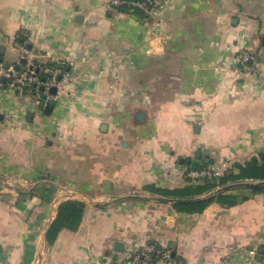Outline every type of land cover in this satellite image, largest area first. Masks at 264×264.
<instances>
[{
	"label": "crops",
	"instance_id": "0c3cea01",
	"mask_svg": "<svg viewBox=\"0 0 264 264\" xmlns=\"http://www.w3.org/2000/svg\"><path fill=\"white\" fill-rule=\"evenodd\" d=\"M108 2L0 0L1 64L22 68L14 41L26 30L35 60L55 57L76 75L46 104L0 83V264H124L153 241L178 264H217L225 252L263 264L262 192L232 189L237 204L192 214L122 197L264 151V0H175L146 25ZM242 47L258 73L236 72ZM75 191L92 201L61 199ZM69 200L86 203L81 225L49 244Z\"/></svg>",
	"mask_w": 264,
	"mask_h": 264
},
{
	"label": "built area",
	"instance_id": "2783aa9c",
	"mask_svg": "<svg viewBox=\"0 0 264 264\" xmlns=\"http://www.w3.org/2000/svg\"><path fill=\"white\" fill-rule=\"evenodd\" d=\"M109 3L114 9L126 7L134 13L141 14L145 24L150 23L149 18L159 17L163 12L154 8V5L160 4L159 0H110ZM21 36L23 38L16 39L14 45L19 51L18 64L22 68L17 69L15 64H10V67L6 68L4 64H0V83L5 78L7 86L17 95H27L40 104L41 102L46 104L51 99L58 100L66 95L76 82L75 72H61L57 67L55 57L49 62L40 60L36 63V57L30 48V33L23 30ZM71 65L73 66V63ZM259 65V59L248 48L242 47L237 57L236 72L256 74L259 72ZM48 71L52 74L48 75ZM41 76H47V78L42 80ZM53 88L57 89L55 94L52 93ZM230 166L229 163H224L223 165L209 164L204 168H190L187 172V179L196 181L220 177L229 170ZM130 253L129 261L124 264H178L168 247L154 241L141 247L131 248ZM248 253L257 256L258 249L252 248L248 250ZM217 264H234L231 252H225Z\"/></svg>",
	"mask_w": 264,
	"mask_h": 264
},
{
	"label": "trees",
	"instance_id": "16d2710c",
	"mask_svg": "<svg viewBox=\"0 0 264 264\" xmlns=\"http://www.w3.org/2000/svg\"><path fill=\"white\" fill-rule=\"evenodd\" d=\"M108 5L113 11L114 10L119 11L123 14L127 13V14L137 15V17L140 18V21L143 22L142 20L143 16L141 14L132 12L129 8L120 7L114 9L112 6H110L109 2ZM143 24L145 23L143 22ZM19 38L21 40L23 37L20 36ZM35 62L39 63L40 60L36 59ZM1 63L2 62L0 60V64ZM44 78L46 79L47 76H41L42 80ZM209 164H213V161L204 164H194L190 168H204ZM243 180L264 182V151H259L255 153L246 162H238V161L234 162L230 166L229 170L226 171L220 177H216L212 179L205 178L201 180L190 181L188 184L184 186L174 187V188L158 186L156 183H154L151 185H147L145 189L150 193H153L158 196L191 199L197 196H204L218 187ZM251 190L253 192L264 193V184H262L257 188H252ZM224 193L218 196H211L205 199L177 202L172 204V206L176 211L180 213L192 214V213L203 212L212 202L215 201L221 202L223 204H237L236 203L237 201L234 197L225 195ZM85 212H86V203H84L83 201L69 200L67 202L62 203L59 207L56 219L54 220L53 224L51 225L47 233V238H46L47 242L49 244H54L59 233L64 229L77 231L81 225Z\"/></svg>",
	"mask_w": 264,
	"mask_h": 264
},
{
	"label": "water",
	"instance_id": "95a60500",
	"mask_svg": "<svg viewBox=\"0 0 264 264\" xmlns=\"http://www.w3.org/2000/svg\"><path fill=\"white\" fill-rule=\"evenodd\" d=\"M32 47V46H30ZM36 53H38V50H36ZM25 62V61H24ZM4 66L6 68L10 67L9 63H5ZM18 69V67H17ZM48 75L52 74L51 71L47 72ZM45 80V78L43 79ZM6 79H3V82H5ZM57 89L53 88L52 89V93H56ZM47 109H49V107H47ZM145 117V113L144 112H139L138 114V119L140 121H143ZM262 184H264V182H255V181H248V180H243V181H238V182H233V183H229L225 186H221L216 188L215 190L210 191L209 193H207L204 196H197V197H193V198H177V197H166V196H156V195H145V194H139V193H135V194H127L125 196H123V199H128V200H136V201H141V202H150V203H167V204H174L177 202H183V201H188V200H199V199H205L211 196H218L226 191L232 190V189H236V188H247V189H252V188H257L259 186H261ZM87 199L88 201H92L88 196L83 195L82 193H79L77 191L75 192H67L66 195H62L61 199ZM52 222L49 224V226L47 227V229L45 230V234H44V240H46L47 238V233L51 227ZM44 244V243H43ZM173 247V245H172ZM115 250L117 252H124L125 251V244L123 242H116L115 243ZM261 252H264V248L261 250ZM175 255V254H174ZM116 257V256H115ZM259 260L262 262L263 258L262 256L259 257ZM198 264H204L203 260H200ZM264 264V263H263Z\"/></svg>",
	"mask_w": 264,
	"mask_h": 264
},
{
	"label": "rangeland",
	"instance_id": "374dc122",
	"mask_svg": "<svg viewBox=\"0 0 264 264\" xmlns=\"http://www.w3.org/2000/svg\"><path fill=\"white\" fill-rule=\"evenodd\" d=\"M160 4L159 5H154V8L155 9H158L159 12L161 11H165V10H168L170 8V6H172L174 3H175V0H159ZM152 18H149V21L151 20ZM158 19V18H157ZM160 24V23H159ZM153 48V45L152 47ZM212 179V178H211Z\"/></svg>",
	"mask_w": 264,
	"mask_h": 264
}]
</instances>
